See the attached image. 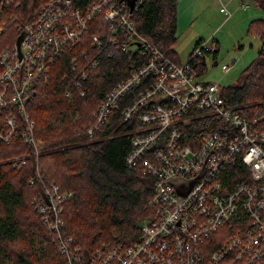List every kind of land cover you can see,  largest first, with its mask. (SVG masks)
<instances>
[{
    "label": "built area",
    "instance_id": "obj_1",
    "mask_svg": "<svg viewBox=\"0 0 264 264\" xmlns=\"http://www.w3.org/2000/svg\"><path fill=\"white\" fill-rule=\"evenodd\" d=\"M16 2L0 0V17L13 5L17 8ZM75 2H46L29 20L35 24L34 29L24 25L26 20L17 18L14 13H10L6 21L0 19V33L13 23L19 26V34L24 33L20 51L15 46L14 50L7 46L0 53V146L13 143L12 138L17 136L38 151L35 125L26 113L27 91L34 80L48 79V67L61 55H49L50 39L59 50L73 46L91 21L101 15L110 24H123L131 31L137 44L122 49L126 54L143 56L144 60L130 70L128 77L115 84L112 96L103 99L104 106L85 130V139L92 138L102 128L109 114L119 108L120 98L140 86L142 89L134 103L122 111L124 120L136 119L140 125L133 131L125 164L129 169L141 165L154 182L153 194L147 201L151 215L143 221L138 239L128 245L104 244L91 254L73 245L62 230L61 234L57 232L58 225L62 228L64 225L60 215L62 204L71 193L60 191L55 184L41 189L34 201L57 216L58 221L45 224L55 234L58 251L66 263L264 264V114L239 113L226 103L218 84L198 80L195 62L211 49L208 41L196 44L186 61L177 65L133 29V12L126 8L129 5L125 0H88L83 7ZM241 8L248 9L249 5L241 2ZM219 10L229 17L224 7ZM66 15L71 16L72 21ZM60 16L68 19L66 27L55 23ZM39 36L44 38L43 49L30 50L29 40ZM100 43L98 36L92 38L93 47L99 48ZM92 65H96L94 59ZM229 68L227 64L221 65L223 73ZM147 78L150 79L142 86ZM18 112H22V116H17ZM197 115L205 118L207 126L214 130L203 141L185 143L181 140L182 128ZM210 119H225L233 124L218 129ZM235 160L244 164L245 174L252 177L253 193L245 190L248 186L241 185L234 193L249 195L245 201L211 210V205L223 202V184L217 173ZM211 165L213 170L206 171L195 181L199 183L197 188H191L185 195H180L170 183L176 179L195 180L204 167ZM255 198L259 200L257 205L250 207L249 203ZM173 202L177 205L173 206ZM235 223L241 228L240 234L229 232ZM220 233L238 241L234 252L236 262L226 257L233 251L231 244L218 243L215 236Z\"/></svg>",
    "mask_w": 264,
    "mask_h": 264
},
{
    "label": "trees",
    "instance_id": "obj_2",
    "mask_svg": "<svg viewBox=\"0 0 264 264\" xmlns=\"http://www.w3.org/2000/svg\"><path fill=\"white\" fill-rule=\"evenodd\" d=\"M48 1L17 0L18 7L13 5L0 19L5 21L14 13L29 21ZM252 1L264 13V0ZM87 2L75 3L83 7ZM131 22L139 35L170 56L177 41V0L143 1ZM109 24L101 15L95 17L81 39L65 47L48 67V79L34 80L27 91L26 113L35 124L36 140L41 141L39 153L22 140L0 146V264H67L58 251L55 234L41 221L32 203L42 187L52 183L71 193L61 207L64 236L89 254L104 244L136 241L141 223L151 215L147 201L153 194L152 176L141 165L132 169L125 165L130 139L140 125L136 119L124 120L122 110L142 88L128 92L102 128L85 139V127L93 123L99 102L144 60L121 50L130 44V37L114 34ZM18 28L13 23L0 33V53L16 41L9 43L12 37L17 38ZM248 31L260 40L256 55L233 84L221 87V93L239 113L261 109L264 114V19L252 20ZM94 35L101 40L99 48L92 46ZM205 55L195 62L199 73ZM216 55L217 50L212 58ZM207 122L197 115L182 128L181 140L203 141L214 130ZM242 168L237 160L227 173Z\"/></svg>",
    "mask_w": 264,
    "mask_h": 264
},
{
    "label": "rangeland",
    "instance_id": "obj_3",
    "mask_svg": "<svg viewBox=\"0 0 264 264\" xmlns=\"http://www.w3.org/2000/svg\"><path fill=\"white\" fill-rule=\"evenodd\" d=\"M241 2L248 4L249 8L242 9ZM222 7L230 14L228 18L220 12ZM258 18L264 19V13L252 0H177V41L173 52L167 56L180 65L186 61L199 39L208 41L209 46L214 43L217 55L215 59L212 58L213 53L205 55L204 67L200 73L197 70L198 80L213 82L220 87L233 84L244 67L254 59L260 45L258 36L248 31L250 22ZM13 39H16L15 36L9 43ZM233 59L235 61L231 63ZM222 64L230 66L226 73L221 70ZM16 115L22 116V112ZM37 142L41 144L40 140ZM56 218L43 223H54L58 221ZM61 230L62 226L58 225L57 232L61 234ZM218 236L219 234L215 236L218 240L222 238Z\"/></svg>",
    "mask_w": 264,
    "mask_h": 264
},
{
    "label": "bare ground",
    "instance_id": "obj_4",
    "mask_svg": "<svg viewBox=\"0 0 264 264\" xmlns=\"http://www.w3.org/2000/svg\"><path fill=\"white\" fill-rule=\"evenodd\" d=\"M122 1V0H121ZM127 3H128V5H129V7L127 6L126 8H128V10H130V11H132L133 12V14L135 13V11L137 10V8H138V6L140 5V3L141 2H143V1H146V0H137V2H136V0H134V3H133V6H132V8H131V4H130V0H125ZM135 3H136V5H135ZM65 7H68V6H65ZM5 12V11H4ZM133 14H132V16H133ZM4 15V14H3ZM67 16V18L69 19V20H71L72 21V18H71V16H69V15H66ZM1 18V17H0ZM66 17H64V16H60V17H58L56 20H55V23L57 24V25H59V26H61V27H66L67 25H68V23H69V21H68V19H67ZM132 18V17H131ZM3 19V18H2ZM7 19H5V21H6ZM3 21V20H2ZM108 22V21H107ZM24 23V25H26V26H29V27H32L33 29L35 28V24L34 23H32L31 21H24L23 22ZM132 23V22H131ZM110 25V30L114 33V34H117V35H120V34H122V35H128L129 37H130V44H124L123 46H122V48H131V47H133L135 44H137V41L135 40V37L133 36V34L131 33V31H129L127 28H126V26L125 25H123V24H118V23H113V24H109ZM133 25V24H132ZM133 29H135L134 28V26H133ZM19 36V35H18ZM17 36V37H18ZM94 36H96V35H94ZM94 36H92V38L94 37ZM141 36V35H140ZM142 37H144V36H142ZM144 38H146V37H144ZM146 39H148V38H146ZM16 40H17V38H16ZM149 40V39H148ZM151 41V40H150ZM99 42H101V40L99 39ZM152 42V41H151ZM22 43H23V38H22V40H21V43H20V48H21V45H22ZM91 43H92V39H91ZM153 43V42H152ZM50 50H49V55H59V54H61V52L63 51V49L65 48V47H67V46H64L63 48H60V50L53 44V42H52V39H50ZM14 46L15 47H17V44H16V41L11 45V46H9L8 48L9 49H11V50H14ZM211 49H209V50H207V51H205V52H203V54L201 55V56H199V57H202V56H204L205 54H210V53H213L216 49H215V44L214 43H212L211 45ZM43 47H44V38H43V36H39V37H36V38H34V39H31V40H29V48H30V50H32V51H38V50H42L43 49ZM121 48V50L123 51V52H125L123 49ZM17 49H18V47H17ZM126 53V52H125ZM198 57V58H199ZM198 58H197V60H198ZM196 60V61H197ZM47 73H48V70H47ZM46 73V74H47ZM45 74V75H46ZM39 79V78H38ZM114 88V87H113ZM112 88V90L110 91V93L109 94H107L103 99H105V98H107V97H110V96H112L113 95V93H114V89ZM140 93V91L139 92H137L136 93V95H134V97H133V99H132V102H131V104H133L134 103V98L135 97H137V95ZM123 98V97H122ZM122 98H120V100H122ZM103 99L99 102V104H98V106H97V108H96V110H95V112L93 113V116H94V119H95V115H97V114H99L100 112H101V110H102V108H103ZM123 111V110H122ZM257 112H261V109L260 110H257V111H255V112H253L252 114H247L248 116H253V115H255ZM28 116V115H27ZM123 116V115H122ZM124 119V118H123ZM30 120V119H29ZM31 122H33L32 120H30ZM210 121H212L213 123H215V126L219 129V128H221V127H223V126H228V125H232L233 123L232 122H229V121H226L225 119H210ZM34 123V122H33ZM92 123H90L87 127H85V130H87V128H89V126L91 125ZM35 125V124H34ZM34 130V129H33ZM84 130V131H85ZM31 132H32V130H31ZM211 135V134H210ZM208 137V136H207ZM206 137V138H207ZM205 138V139H206ZM20 138L19 137H17V136H15V137H13L12 138V141L13 140H19ZM204 139V140H205ZM194 142V143H198L197 142V140L195 139V138H191V140H190V143L191 142ZM200 142V141H199ZM23 143H25V142H23ZM2 146V145H1ZM7 146V145H6ZM32 150L33 151H35V153H39L38 151H36V149H34V148H32ZM206 149H203V151H205ZM243 152H245L246 153V150H244L243 149ZM243 152H240V155L241 154H243ZM129 153V152H128ZM258 160L260 161V158H258ZM126 165V164H125ZM234 165H236V160L235 161H233V162H229L224 168H222V169H220L219 171H218V173H217V175H219V179H220V181H221V183L223 184V186H222V195H223V202H221V203H219V204H216V205H211L210 206V209L211 210H217V209H222V208H226V207H232V206H235V205H238L239 203H241V202H243V201H245L248 197H249V195H246V194H243V193H234V191L236 190V188H238L239 186H241V185H245V186H248V187H245V190L246 191H248V192H250V193H253V189L251 188L252 187V185H253V179H252V177L251 176H249V174H244L245 172H244V164H242L243 165V168L242 169H239V170H237V172H234V171H232V172H229V174L227 173V169H229V168H232ZM213 166L211 165V166H209L208 168H203V170H202V174H201V176L199 177V178H197V179H195L194 180V182H193V184H192V186L190 187V189L191 188H193V189H195V188H197V186H198V184L199 183H195V181H197V180H199L203 175H204V173L206 172V171H212L213 169ZM143 170V169H142ZM144 171V170H143ZM150 175V174H149ZM240 176V177H242L243 179L242 180H234V177L235 176ZM153 178V177H152ZM37 180V179H36ZM153 180H154V178H153ZM176 180H185V179H176ZM33 181L34 180H31V181H29L30 182V184H33ZM36 182H38V181H36ZM40 182V181H39ZM46 185V184H45ZM182 188V187H181ZM42 189H47V187H42ZM189 189V190H190ZM188 190V191H189ZM187 191V192H188ZM35 200V198H33V200H32V203L34 204V207H35V209H36V211L38 212V214L41 216V221L42 222H44V221H46V220H48V219H50V220H52V219H54L55 217H57L56 215H54L49 209L46 211V208L45 207H40L41 205H43L42 203H39V202H37V201H34ZM258 198H255L254 200H252L250 203H249V206L250 207H254V206H256L257 205V203H258ZM173 204V206H176L177 204L175 203V202H173L172 203ZM199 208V207H198ZM49 216H51V217H49ZM56 219H58V218H56ZM53 221V220H52ZM60 229V228H59ZM243 230V229H242ZM60 231V230H59ZM229 232L231 233V234H234V233H237V234H240L241 233V228H239V226L235 223L233 226H231L230 228H229ZM219 236L220 237H222V238H225V239H222V238H220L219 240H218V243L219 244H231V246H232V249H233V251H229L228 253H227V255H226V257L227 258H229V259H231V261H234V262H236L237 261V259H236V257H235V255H234V252L236 251V246H237V240H235V239H233L231 236H228V235H226L225 233H220L219 234ZM218 236V237H219ZM206 260H207V258H205V262H206Z\"/></svg>",
    "mask_w": 264,
    "mask_h": 264
},
{
    "label": "water",
    "instance_id": "obj_5",
    "mask_svg": "<svg viewBox=\"0 0 264 264\" xmlns=\"http://www.w3.org/2000/svg\"><path fill=\"white\" fill-rule=\"evenodd\" d=\"M133 3H134V0H130V4H131V8L133 6ZM24 36V33L21 32L19 34V36L17 37V40H16V44H17V47H18V51H20V43H21V40ZM234 59L231 61V63H234ZM194 182V179H191V180H173L171 181L170 183H172L177 189H178V193L180 195H185L187 193V191L190 189V187L192 186ZM182 187V188H181Z\"/></svg>",
    "mask_w": 264,
    "mask_h": 264
}]
</instances>
